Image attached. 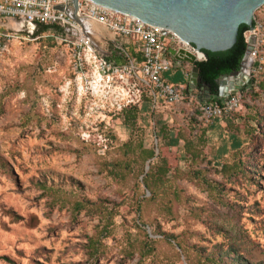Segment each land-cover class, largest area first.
Here are the masks:
<instances>
[{"label": "rangeland", "instance_id": "374dc122", "mask_svg": "<svg viewBox=\"0 0 264 264\" xmlns=\"http://www.w3.org/2000/svg\"><path fill=\"white\" fill-rule=\"evenodd\" d=\"M247 74L240 106L213 128L133 81L89 86L60 41L12 44L0 60V264H264V47L249 85Z\"/></svg>", "mask_w": 264, "mask_h": 264}, {"label": "built area", "instance_id": "2783aa9c", "mask_svg": "<svg viewBox=\"0 0 264 264\" xmlns=\"http://www.w3.org/2000/svg\"><path fill=\"white\" fill-rule=\"evenodd\" d=\"M254 24V29L245 34L247 44L251 36L256 39L251 54L252 76L264 47V22L254 17ZM37 25L63 30V33L49 32L33 40L54 39L68 45L75 74L84 78L89 86L98 80L110 85L117 77L125 87L133 81L136 89L147 90L154 104L163 100L177 108L193 107L191 115L199 124L206 125L230 116L241 104V96L236 92L218 104L201 100L195 92H187L184 84L170 83L165 75L178 68L187 80L191 76L190 66L184 68L173 61L171 49L185 48L197 57L198 63L206 61V56L174 35L173 38L164 36L161 28L150 27L92 0L76 3L75 0H0V60L12 44L22 42L25 37L32 38ZM99 29L113 34L121 63L110 60L97 48L95 40L103 39ZM126 43H132L140 57L131 56L124 48Z\"/></svg>", "mask_w": 264, "mask_h": 264}, {"label": "water", "instance_id": "95a60500", "mask_svg": "<svg viewBox=\"0 0 264 264\" xmlns=\"http://www.w3.org/2000/svg\"><path fill=\"white\" fill-rule=\"evenodd\" d=\"M77 0H75L76 3ZM96 4L113 11L128 15L150 27L161 28L163 35L181 39L197 53L226 52L231 50L238 41L241 26H247L249 31L255 27L256 12L264 6V0H92ZM174 35V36H173ZM255 37L248 39V46L241 70L217 80L219 97L227 99L231 93L240 90L237 79L246 76L252 83ZM170 54L180 66L188 63L193 66L188 80L187 92L207 89L202 84L201 70L197 57L185 48H173ZM204 85L203 88H200ZM212 98L214 96L212 95ZM149 169V167H147Z\"/></svg>", "mask_w": 264, "mask_h": 264}, {"label": "trees", "instance_id": "16d2710c", "mask_svg": "<svg viewBox=\"0 0 264 264\" xmlns=\"http://www.w3.org/2000/svg\"><path fill=\"white\" fill-rule=\"evenodd\" d=\"M249 31V28L247 26H241L238 41L235 44V46L226 52H208L205 51L204 54L206 56V61L198 63V66L201 70L200 76L202 79V84H206L209 86L211 90V95L215 97L214 100L209 101L212 103H223L224 99L219 97V86L217 84V80L225 75H230L232 73H236L241 70L242 63L245 59L246 52H247V42L245 34ZM49 32H55V33H63V30L59 27L54 26H46V25H37L36 29L34 30V35L32 36V39H35L39 36H43L48 34ZM133 57H140L139 54L132 53ZM254 81V80H253ZM185 85V83H184ZM213 128L219 127L218 123H213ZM163 131V130H162ZM165 132V131H164ZM164 132H161L158 135V138H164L166 139V134ZM169 140H170V146L175 147L179 145V142L181 141V138H178L174 134H169ZM243 145V142L236 140V138H233L231 142V147L238 149L241 148ZM156 156L155 151H145L143 152V160L151 161ZM158 177L156 174H148L144 180V183L147 185V187L150 189L152 193L153 190L151 188V183L154 181V179H157ZM82 207L81 204L77 206ZM235 253V252H234ZM231 256H229L227 253L222 256H218V261H223V259L227 258L230 259ZM211 263L215 262V256L210 257L208 259ZM230 264L236 263L235 260H231L229 262ZM217 264V263H215Z\"/></svg>", "mask_w": 264, "mask_h": 264}, {"label": "crops", "instance_id": "0c3cea01", "mask_svg": "<svg viewBox=\"0 0 264 264\" xmlns=\"http://www.w3.org/2000/svg\"><path fill=\"white\" fill-rule=\"evenodd\" d=\"M99 31H101V33L103 34V39H96L95 44H96L97 48L99 49V51L101 52V54L108 57L110 60H112L116 63H121L122 58L120 56V51L117 48V44H116V41H115L113 34L109 33L106 30H102V29H99ZM124 48L127 52H129V54L131 56H132V53L138 54L135 46L132 43H126L124 45ZM173 61L176 64H178V62L175 59H173ZM188 66H190L189 68H190V75H191L193 66L188 64V63L183 65L184 68H187ZM178 74L183 75V71L181 68H178L175 71L166 74L165 77L170 83H172L174 85H182L181 83L180 84L175 83V82H172L170 80V76L176 77ZM185 85L188 89V80H187V83ZM193 92L197 93L199 98L203 101H212L215 99V97L212 98V95L210 93H208L207 89H205V88H203V91L198 90V91H193Z\"/></svg>", "mask_w": 264, "mask_h": 264}, {"label": "bare ground", "instance_id": "6f19581e", "mask_svg": "<svg viewBox=\"0 0 264 264\" xmlns=\"http://www.w3.org/2000/svg\"><path fill=\"white\" fill-rule=\"evenodd\" d=\"M249 72V70H246L245 73L247 74Z\"/></svg>", "mask_w": 264, "mask_h": 264}, {"label": "flooded vegetation", "instance_id": "af4514ba", "mask_svg": "<svg viewBox=\"0 0 264 264\" xmlns=\"http://www.w3.org/2000/svg\"><path fill=\"white\" fill-rule=\"evenodd\" d=\"M239 72V71H238ZM247 79V78H246ZM204 85H201L200 88H203Z\"/></svg>", "mask_w": 264, "mask_h": 264}]
</instances>
